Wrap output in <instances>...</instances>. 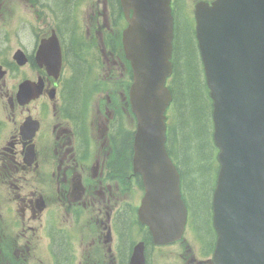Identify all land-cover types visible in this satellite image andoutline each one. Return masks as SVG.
Returning a JSON list of instances; mask_svg holds the SVG:
<instances>
[{
	"label": "flooded vegetation",
	"instance_id": "obj_1",
	"mask_svg": "<svg viewBox=\"0 0 264 264\" xmlns=\"http://www.w3.org/2000/svg\"><path fill=\"white\" fill-rule=\"evenodd\" d=\"M113 1L105 0V13L120 2ZM51 2L67 37L58 75L37 58L47 24L31 25L25 61H0V264H130L139 241L146 256L157 244L139 218L146 188L132 169L130 137L121 136L131 124L126 90L114 89L120 103H84L78 88L84 49L72 37V9ZM37 81L40 94L21 103ZM22 85L28 88L20 96ZM44 95L47 109L40 106ZM82 113L91 124L77 123ZM98 129L108 150L100 151ZM190 178L182 174L191 188ZM188 228L195 230L190 219Z\"/></svg>",
	"mask_w": 264,
	"mask_h": 264
},
{
	"label": "water",
	"instance_id": "obj_2",
	"mask_svg": "<svg viewBox=\"0 0 264 264\" xmlns=\"http://www.w3.org/2000/svg\"><path fill=\"white\" fill-rule=\"evenodd\" d=\"M127 1L137 5L140 25L153 21L160 26V43H170L169 0ZM214 4L217 13L221 14L228 26L252 31L258 36L257 40H261L255 50L251 47L248 49L247 60L253 65L252 71H256L246 80V84H250L252 97L248 100L247 95L243 96L237 104L238 107H231L226 102L229 99L220 91V100L226 102L227 108L224 115H218L220 120L217 119L215 132L216 143L221 147L219 159L222 171L215 193L218 241L214 258L217 264H264V0H218ZM208 36L210 34L203 31L204 52L214 54L227 53L230 50L226 44L231 43V39L213 41ZM131 47L137 79L133 100L139 108L142 107L144 118L155 120L152 129L150 121L145 119L142 130L143 136L150 138V143L153 142L151 145L154 157L150 159L159 164L164 177L168 176V172L174 175L175 169L164 147L163 113L170 99L169 92L163 86L167 67L158 68L154 64H147L146 68L141 60L145 51L143 44ZM242 54L243 49L237 48L236 58ZM174 190L176 198L179 195L182 217L185 208L180 199L177 181L174 183ZM151 192L153 199L158 196L159 191L155 184L152 185ZM141 218L150 225L158 241L164 240L167 232H181L183 229L181 226L167 230L145 200L141 208Z\"/></svg>",
	"mask_w": 264,
	"mask_h": 264
},
{
	"label": "trees",
	"instance_id": "obj_3",
	"mask_svg": "<svg viewBox=\"0 0 264 264\" xmlns=\"http://www.w3.org/2000/svg\"><path fill=\"white\" fill-rule=\"evenodd\" d=\"M70 1L59 0V3L69 10ZM196 52L193 35L184 28L180 32L179 40L181 71L180 78H177L179 81L177 94L181 126L177 131L176 138L181 144L185 164L189 166L188 168H191V164L196 165V168L192 167L193 169L188 171L191 175L190 180H193V186L197 173L203 168H208L203 163L209 162L210 159L208 107L202 96V83L199 77Z\"/></svg>",
	"mask_w": 264,
	"mask_h": 264
},
{
	"label": "rangeland",
	"instance_id": "obj_4",
	"mask_svg": "<svg viewBox=\"0 0 264 264\" xmlns=\"http://www.w3.org/2000/svg\"><path fill=\"white\" fill-rule=\"evenodd\" d=\"M89 1H93V0H89ZM179 6L181 8H184V3L180 2ZM23 9V8H22ZM180 20L181 23L183 25H185V19L189 20L192 19L190 17V14L187 12V10H180ZM14 24H17L16 22ZM209 111V108H208ZM181 156L183 159V164L185 166V168L187 169V171H189L190 169L196 168V165H192L191 164V168H188L189 166L185 164V156L183 155V153L181 152ZM204 166H211V160H209V162L207 163H203ZM193 167V168H192ZM196 171V170H195ZM213 175L214 173L211 174V170L209 171L207 168H203L201 169L196 176V181L195 184L193 186V190L194 192H196L197 194H194L197 198L196 202H195V206L199 209L200 211V218L199 221L202 225H205L208 214L209 213V208H210V196H211V192H210V183L213 180ZM202 190V192H200V190ZM206 227H208V222L206 223ZM209 241H211L212 243V238L210 236H208ZM193 249L197 252L199 249H201L199 246H197V242L194 240L193 241Z\"/></svg>",
	"mask_w": 264,
	"mask_h": 264
}]
</instances>
